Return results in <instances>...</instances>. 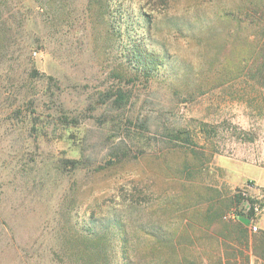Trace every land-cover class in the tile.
Returning <instances> with one entry per match:
<instances>
[{
	"label": "rangeland",
	"instance_id": "1",
	"mask_svg": "<svg viewBox=\"0 0 264 264\" xmlns=\"http://www.w3.org/2000/svg\"><path fill=\"white\" fill-rule=\"evenodd\" d=\"M241 1L0 0V264H104L81 231L106 237L109 264H264V206L257 232L198 226L248 184L264 204Z\"/></svg>",
	"mask_w": 264,
	"mask_h": 264
},
{
	"label": "trees",
	"instance_id": "2",
	"mask_svg": "<svg viewBox=\"0 0 264 264\" xmlns=\"http://www.w3.org/2000/svg\"><path fill=\"white\" fill-rule=\"evenodd\" d=\"M242 6L240 7L238 14L236 15L237 23H238V30L242 33L247 34L248 36L253 38L254 43V53L252 57V65L249 66V71L251 72L248 77L254 78L255 74H258L259 77V83L263 85L264 88V0H242ZM147 59L140 60V64L143 66H146L148 63L146 61ZM249 60H247L248 62ZM264 90V89H262ZM188 140V139H187ZM173 142V140H171ZM189 145V141H187ZM185 154L188 153L189 146L186 147ZM123 158L128 156V153L126 151L122 154ZM75 164V163H73ZM178 172L181 174V176H185L189 172V165L187 160L182 164L181 168H178ZM242 189H237V195H234L233 200L236 202L237 210V222L246 230V232H251L250 227L251 223L250 220L252 217L255 216L254 208L259 206V208H263L264 204L263 202L256 201L252 198H244L241 194ZM214 207L210 208L208 214L204 218L203 222L199 223L198 226H205L207 225L211 231L214 229H219L222 231V235L225 238V232H227V224L225 223L223 219H225V215L223 216L224 210L220 211H214ZM247 210V211H246ZM206 220L208 223L206 224ZM226 220V219H225ZM151 236L157 237L156 243L162 248H167L171 251H175L177 247H175V244L173 243V240L170 238H167L166 233L158 235V232L152 231ZM156 234V235H155ZM78 241L82 243L81 249H78V253L82 255L83 257H91L98 252L99 250L102 251V254H104V264L108 263V253L110 246L107 245V239L104 235H100L98 232L93 231L92 233H87L85 231H81V233L78 234ZM255 243L257 247H259V244H261L263 253H264V231L260 230L257 233L253 234ZM154 247H157V245H154ZM125 253L126 249H125ZM129 260V261H128ZM94 261V260H93ZM172 261V260H170ZM127 264H134V261H132L129 257H127ZM166 264H169V262H166ZM172 264H181L176 262L175 260L172 262ZM189 264V262L184 263ZM193 264V263H191ZM219 264H223L220 262Z\"/></svg>",
	"mask_w": 264,
	"mask_h": 264
},
{
	"label": "built area",
	"instance_id": "3",
	"mask_svg": "<svg viewBox=\"0 0 264 264\" xmlns=\"http://www.w3.org/2000/svg\"><path fill=\"white\" fill-rule=\"evenodd\" d=\"M248 189H252V185L248 184L244 188H242V192H243L242 195H243L244 198H249V195L247 193ZM256 200H260V199L257 198ZM254 211H255V216L251 218L250 223H251L252 229L255 232H257L258 231V227L253 225V224L257 220V218L259 217V214L261 213V210H260L259 206L256 205V207L254 208ZM225 218L226 219H228V218L236 219L238 217H237L236 213H232V214L227 215Z\"/></svg>",
	"mask_w": 264,
	"mask_h": 264
},
{
	"label": "crops",
	"instance_id": "4",
	"mask_svg": "<svg viewBox=\"0 0 264 264\" xmlns=\"http://www.w3.org/2000/svg\"><path fill=\"white\" fill-rule=\"evenodd\" d=\"M261 183V187H264V182H260ZM260 229L264 231V215L263 217L261 218V221H260Z\"/></svg>",
	"mask_w": 264,
	"mask_h": 264
}]
</instances>
